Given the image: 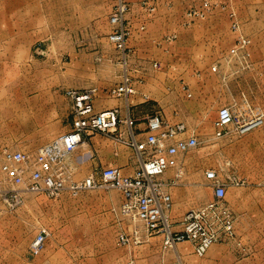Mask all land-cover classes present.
Wrapping results in <instances>:
<instances>
[{
	"label": "rangeland",
	"instance_id": "rangeland-1",
	"mask_svg": "<svg viewBox=\"0 0 264 264\" xmlns=\"http://www.w3.org/2000/svg\"><path fill=\"white\" fill-rule=\"evenodd\" d=\"M228 1L183 0L180 5L173 7L168 6L166 0H153L156 9L149 12L142 6L141 0H126L129 10L125 23L131 51H128L125 65L122 53L109 40V35L115 29L110 17L118 0H0V107L8 103L15 105L21 101L18 97L22 92L32 93L35 90L37 76L43 74L47 79L52 73L59 76L58 90L62 97L67 88L85 90L96 87L102 94H107L111 87L121 82L126 69L135 80L144 78L143 83H137V89L140 91L145 88L146 93L155 75L151 69H143L142 66L175 63L179 65L176 69L166 71L170 79L165 97L159 98L154 91H150L147 98L140 94L131 98L140 96V100H146L153 107L155 114L159 111L165 113L166 110L167 116L176 122L189 124V134L195 133L191 128H197L203 133V138L208 139L218 109L224 105L242 103L240 98L232 97L228 84L222 82L231 71H246L227 59L238 36L234 34L233 43L229 35V32L235 33L231 28V15L235 14L239 18L236 8ZM213 21L217 22L215 26L212 25ZM136 23L140 27L148 24V28L141 30L136 27ZM137 29L144 33L136 34ZM202 33L203 36H199ZM7 34H22L17 39L19 50L5 48ZM172 35H176V38L166 41V37ZM201 37L205 43L197 45ZM9 55L18 60L13 61L17 65L4 64L8 63ZM214 65L220 66V72L212 71ZM182 70L193 73H190L192 76L189 74L190 78L185 82L177 78L181 76ZM200 75L207 80L203 84L206 89L199 82ZM219 80L222 88L217 98L212 96L211 90L218 85ZM160 85L163 84L153 85V90L158 94L161 92ZM184 85L188 86L191 97L183 90ZM249 89L257 95L243 101L261 107L264 99L259 95L260 85L253 84ZM205 90H208L207 93ZM200 108L203 114L197 116L196 112ZM13 110V120L18 119L19 113L15 112V108ZM64 116L69 118L70 115ZM3 118V114H0V163L5 149L24 151L35 156L41 147L32 145L33 140L16 141V146H1L9 133L13 138H19L23 133L19 130H3ZM70 123L71 120L68 127ZM42 133L45 140H49L55 132ZM110 138L115 143L116 140ZM199 139L200 145L188 154L201 160L205 172L215 169L221 178L227 180L233 174L227 148L218 140L202 142ZM78 178H84L83 167ZM241 179L246 182L244 186L230 185L227 190L233 187L259 190L261 187L260 181L250 184L247 179ZM0 184L5 188L11 186L1 172ZM123 201V195L117 189L93 190L77 197L65 192L53 199L29 194L25 203L14 211H9L0 199V264H24L23 261L35 264V258L41 261V255L50 253L55 258L53 264H127L132 256H146L147 251L161 253V242L154 238L159 235L151 236L154 239L150 241L149 238L148 242L142 244L127 247L119 245L120 232L131 234L133 230L139 229L140 234L145 235L143 223L134 217V213L127 215L122 212ZM225 203L229 207L227 199ZM233 213L237 219L236 239L220 244H231V247L233 245L241 251L236 254L234 261L228 260L225 264H250L249 260L244 262L245 252L242 251L246 248L243 237L238 233L239 230L245 231V227H238V215ZM44 230L50 233L46 247L42 254L32 255L31 244L35 236ZM257 230L264 237V227ZM253 263L264 264V259L256 258Z\"/></svg>",
	"mask_w": 264,
	"mask_h": 264
},
{
	"label": "built area",
	"instance_id": "built-area-1",
	"mask_svg": "<svg viewBox=\"0 0 264 264\" xmlns=\"http://www.w3.org/2000/svg\"><path fill=\"white\" fill-rule=\"evenodd\" d=\"M142 6L149 12L155 11L153 0H141ZM129 4L126 0H118L110 22L114 31L109 40L122 53L123 63L127 65L129 32L126 26V14ZM232 17V30L237 33L235 45L230 49L227 59L241 66L244 70L253 67L251 45L252 40L242 32L239 19ZM145 26L140 27L145 30ZM176 35L167 36L171 41ZM139 71V70H136ZM213 72H220V66L214 65ZM143 78L134 79L126 69L122 80L108 90V94L116 99H128L138 93L137 83H143ZM183 90L189 97L187 85ZM65 95L72 104V128L42 146L37 154L24 151L5 149L0 163V172L9 187L0 184V199L9 211L20 208L27 195H44L48 198H58L65 192L77 197L81 193L93 190L117 189L123 195L122 212L143 223L145 235L141 230L120 232L118 242L122 247L148 242L154 235L162 236L165 252H176V258L168 261L164 257L156 264H188L177 252V246L190 243L198 257H204L215 244L236 239V216L226 205L227 189L230 185L244 186L245 180L230 176L227 180L221 178L219 172L210 169L205 172L214 198L206 204L187 211L180 224L182 229L175 230L168 213L173 207L169 189L179 184L180 173L175 179L165 178V174L179 166L177 156L187 154L200 145V139L195 133L189 134V128L184 122L170 123L160 114H155L148 120L147 136L143 140L137 138L134 130L135 120L128 114L121 118L120 108H110L97 111L95 100L99 95L96 87L79 90L70 88ZM147 98V96H145ZM124 124L125 130L120 126ZM264 126V110L244 100L241 104L224 105L218 110L214 121V136L222 138H241ZM99 133L112 137L117 142L133 150L139 161V168L134 174H125L119 167L108 166L95 169L84 178H78L77 168L73 166L72 157L86 143L87 138ZM20 184V186H19ZM50 233H38L31 244V254L38 255L47 244ZM127 264H137L134 256Z\"/></svg>",
	"mask_w": 264,
	"mask_h": 264
},
{
	"label": "crops",
	"instance_id": "crops-1",
	"mask_svg": "<svg viewBox=\"0 0 264 264\" xmlns=\"http://www.w3.org/2000/svg\"><path fill=\"white\" fill-rule=\"evenodd\" d=\"M166 1L168 2V6L172 5L174 7L180 5V2L183 0ZM228 3L235 7L239 14L238 19L242 27V32L252 40L250 50L252 53L253 68L244 72L235 71L231 73V71L226 77V80L222 82L228 84L227 88H229L232 97L240 98L242 102L243 99H253L255 95H257V93L249 89V86L259 84L261 87L259 95L264 99V0H229ZM215 23L217 22L213 21L212 25L214 24L215 26ZM136 27H140L138 26V23H136ZM146 28H148V24ZM211 32L214 33L212 30ZM142 33L144 32L137 29L136 34ZM234 34L237 33L229 32L233 43L235 40ZM21 35L22 34H10L8 36L7 34L4 41V45H6L5 48L10 51L19 50L18 48L20 46L17 45V39L20 38ZM199 36H203V33L199 34ZM204 43L203 37H201V41L198 40L196 44ZM13 44L15 45L14 47L12 46ZM10 51L8 53L11 55ZM10 55V58H7L8 63H4L5 65L8 64L12 66V64H14L13 61H18L11 58ZM178 66L179 65L175 63H155V65H151V67L148 65L142 66L143 69H151L155 76L152 81L153 83H150L147 86L146 93L148 94L144 93L145 88H141L137 94L143 95L145 98V96L149 97L148 95L150 94V91H154L157 97H165V92L167 87H169L168 81L170 79L166 71L170 70V68L176 69ZM190 73L192 72L189 70H182L181 76H178L177 78H182L185 82L190 78ZM192 74H190V76H192ZM37 78H39V81H37ZM44 78L45 76L43 74L37 76L35 90L32 93L22 92L18 97L21 101L15 103V105L11 106V103H8V105L0 107V114H3L4 116L3 130L9 132L12 130H19L20 132H23L20 134L19 138H13L11 133H9V136L4 138L1 146H16V141L23 140L30 142L33 140L32 145L42 147L72 128V104L69 98L65 95V92L64 97L59 93V76L53 75L52 73L47 79ZM199 79L202 88L206 89V86L203 84L206 83L207 80L201 75ZM222 82L219 80V83L217 82L218 85L211 90L212 96L219 98ZM156 83L164 85H160L162 86L160 90L161 92H159L160 94L153 90V85ZM231 88H233V90ZM205 91L207 93L208 90ZM140 98V96H136L135 98H131L130 96L128 99H113L109 96L108 91L107 94L99 92V95L95 100V108L97 111H101L118 107L121 110L122 119L129 114L136 122L134 130L137 133V138L143 140L147 136L148 120L155 115V111L153 112V107L147 103L146 100L145 102L140 100ZM13 108H15L17 114L19 113L18 119L16 118L13 120ZM260 108L264 110V101ZM164 111L165 113L159 111L156 114H160L167 122L176 123L175 120L167 116L166 110ZM66 114L70 115L69 118H65L64 115ZM201 114H203L202 108L196 112L197 116H200ZM70 120V127H68ZM61 121L63 122V125ZM186 125L188 128L190 127L189 124ZM120 129L125 130L126 126L122 124ZM191 129L193 132L195 131V135L198 136V138L200 137L202 139V142L218 140L222 143V146L227 148V158L229 165L231 164V166H233L231 167L233 176L245 178L250 184L260 181L261 187L259 190H254L252 187L251 189L253 190H242L233 187L234 189L227 190L226 199L229 207L238 215L240 221L238 227L241 225L242 227H245V231H238L239 235L243 237V244L246 248L242 251V253L245 252L244 262L249 260L250 264H254V259H264V252L262 251V249L264 250V237L261 236L259 230H257L264 227V165L263 167L260 166V164H264V126L246 136L234 139L215 138L214 125L210 130L208 139L203 138V133H201L199 129ZM45 131L55 133L51 135L52 137L49 140H45V136L42 133ZM177 159L179 166L170 169L165 174V178L175 179L178 173L181 175L179 178V184L172 186L169 189L173 201V207L168 213L171 222L174 223V229L180 230L182 229L180 221L184 214L193 208L200 207L211 201L214 198V194L213 190H210L212 188L206 178L204 171L205 168L202 162H200L201 160L190 156L188 153L177 156ZM72 163L73 166L77 168L78 177L80 176V170L82 167L84 169V177L94 172L95 169L101 167H119L125 174H134L139 168V161L133 150L116 143V141L114 143L109 136L99 133H95L87 138L86 143L83 144V146L73 155ZM154 238L161 242V253L158 254L156 252L147 251L146 256L144 254H141L138 257L134 256L138 259H136L137 264H141V262H145V264H156L164 257L168 261H173L176 258V252L164 251L162 236L159 235ZM154 238H150V241ZM240 251L233 245L231 247V244L226 245L218 243L212 246L204 257L200 258L195 255L192 244L186 242L177 246V252L188 264H225L229 261H234L237 258L236 254L238 252L240 253ZM139 257L142 261L139 260ZM40 258L42 259L41 261L37 260V258L34 259L35 264H53V260L55 259L53 253L41 255ZM23 263L28 264V262L24 261Z\"/></svg>",
	"mask_w": 264,
	"mask_h": 264
}]
</instances>
